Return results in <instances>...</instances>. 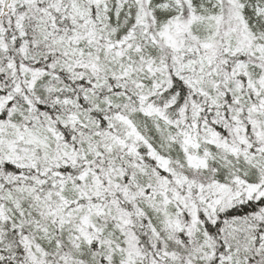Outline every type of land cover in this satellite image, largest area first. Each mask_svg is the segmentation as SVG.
<instances>
[{
	"label": "snow or ice",
	"instance_id": "6c2138e0",
	"mask_svg": "<svg viewBox=\"0 0 264 264\" xmlns=\"http://www.w3.org/2000/svg\"><path fill=\"white\" fill-rule=\"evenodd\" d=\"M0 264H264V0H0Z\"/></svg>",
	"mask_w": 264,
	"mask_h": 264
}]
</instances>
